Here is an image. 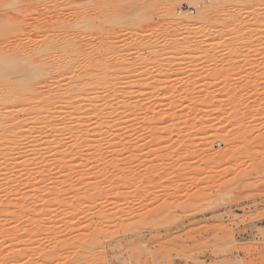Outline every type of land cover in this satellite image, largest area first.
<instances>
[{"label":"rangeland","instance_id":"rangeland-1","mask_svg":"<svg viewBox=\"0 0 264 264\" xmlns=\"http://www.w3.org/2000/svg\"><path fill=\"white\" fill-rule=\"evenodd\" d=\"M71 1L54 10L68 23L84 3ZM214 1L93 0L92 14H125L97 21L119 63L107 79L119 114L103 112L94 143L68 130L79 120L65 107L61 151L40 133L22 151L27 184L22 167L1 170L0 206L19 221L0 209V264H264V0ZM183 12L191 21L174 24Z\"/></svg>","mask_w":264,"mask_h":264},{"label":"bare ground","instance_id":"bare-ground-1","mask_svg":"<svg viewBox=\"0 0 264 264\" xmlns=\"http://www.w3.org/2000/svg\"><path fill=\"white\" fill-rule=\"evenodd\" d=\"M133 1L137 2V0ZM223 1L224 0H215L214 2H216L215 4L218 6H222L225 3ZM68 2H72L71 5L73 4L71 0H0V172H2L1 170L3 168L9 170L17 168L15 166L22 167L17 168L20 170L16 175L13 174V177H16L19 181L24 180V182H26L25 179H29L28 176L30 172L27 166L23 165L21 162L23 155L25 156L22 151L27 148L33 139L38 138L36 137L37 135L39 136L42 134L43 136H41L43 142H40L39 146L47 147L48 145V147H51L49 143L52 142L56 145L51 144L54 148L52 150L61 151L63 148L62 142H64L65 139L64 135H66L67 132L66 134L64 133L68 128L65 126L68 125L65 124V126L63 125L62 127L61 124L63 123L60 122L61 124H59V121H62L65 116H69L68 113L71 112L73 119L79 120L78 122L76 121L75 124L73 123V126H69L68 130L79 129L76 133H81V135H79L80 133L78 134L81 136L80 138L83 137L82 139L84 140V138L90 136L93 142L98 141L99 143L100 141L98 139L103 132L101 133V128H98V126H100L98 122L101 120L103 122L105 117L106 120L113 119V117L115 118L117 111H119L118 106L116 108V105H114L115 103H113L115 100L114 95H116L117 92H112L111 89L109 90L110 81L107 80L108 77H111L113 74L117 75L116 69L119 63L116 61L117 59L111 60L110 54L102 53L106 51L108 46L111 47L113 42H111V39L108 37L107 39L101 37L103 34H101V36L98 34L100 32L102 33L104 30L100 29L97 23L101 21L100 24L102 22L104 24L105 22L117 24L122 20V15L124 13L118 12L114 16H111V14L101 16L100 14L102 13L98 11L99 9L92 8L94 9L93 12H95L92 14L86 10L94 4L93 0H84L83 6L75 5L77 8L72 6V9H75L74 11L70 9L72 10L71 14L73 12L75 16L72 17V22H70L71 19L69 18L68 23V19L63 20L60 18V15H57L58 13H55L56 10H59L61 5V7H63V4L66 3L67 5ZM253 2L254 0H252V3ZM70 3L68 4L70 5ZM256 3L255 0V4ZM82 8H84V11H81ZM41 9H45V11L50 10L56 14L53 15L51 12L53 16L49 17L51 19L48 22L45 21L44 24L46 25L47 22L48 27L44 26V24L30 23L25 19L27 14L41 11ZM66 9L68 10L67 7ZM117 10L123 11L120 8ZM43 11L44 10H42L41 15H43ZM36 14L37 13H35V15ZM30 15L32 16V14ZM244 15L245 14H243V16ZM48 16L46 18H48ZM199 20L200 19H197L196 23H199ZM189 21H191V17L187 12L175 16L173 19V23L176 25ZM36 22L38 23V21ZM189 28L197 30L199 27L191 24ZM97 30H99V32ZM116 34L117 33H115V35ZM121 36L123 35L121 34ZM97 37H99L98 40H96ZM116 37L118 38V36H115V39H117ZM115 39L112 38V41L116 42ZM118 40L119 38L117 41ZM203 41V44H209L208 38ZM94 51L98 54V57L96 55L94 56ZM107 55H109L110 58ZM49 81L52 83L49 84ZM68 85H71V87L74 85V88L72 87L71 89ZM65 86L71 90L64 89L66 88ZM113 91H115V89H113ZM118 99L117 102H119ZM102 102L104 103L101 104ZM112 103L113 105L111 106ZM65 107H67V109L69 108V110L71 107L72 111L68 110L66 114L65 111L67 109H65ZM104 111L106 112V116L103 115ZM60 113H64L65 116L63 114L62 118ZM117 114H119V112ZM102 115L104 117L103 119ZM66 118L67 117L63 120ZM91 122L94 123V126H98L90 128L93 129L90 131L89 125H92L90 124ZM114 135L116 136V134ZM30 139L32 140L29 141ZM77 139L79 138L77 137ZM100 140L102 141L101 138ZM34 142L35 141H33V143ZM90 142L92 143V141ZM91 143L88 144L86 150L83 148L84 152L90 151L88 149H91ZM36 146L38 149H34L33 146L31 147L33 148L31 151L28 149V152L30 151L32 153L31 155L42 154L41 152L43 149L37 144ZM83 149L78 152H83ZM99 149H101V146ZM60 153H64L63 150ZM28 155L29 154H27V156ZM42 156L43 155H41V157ZM63 161L64 159H62V163L60 161L57 162L60 167L64 163ZM34 164L35 163L32 162L30 165ZM59 165L58 168H60ZM84 179L85 178L82 180L83 182L86 181ZM4 191L5 189H3V192ZM11 191H6L8 192V194H6L9 197V199L7 197L8 200L17 193H15L14 190L12 191L14 193ZM59 199L61 200V198ZM3 203L0 209L4 208L7 221L11 224V222H14V219H18V215L13 211L11 201H7L6 203L4 201ZM69 217L74 216L72 214V216ZM1 231L0 229V232ZM87 243L86 245H88ZM99 243L101 244V240L93 239L90 245L97 246ZM224 255L223 252H220L217 257L221 259Z\"/></svg>","mask_w":264,"mask_h":264},{"label":"built area","instance_id":"built-area-1","mask_svg":"<svg viewBox=\"0 0 264 264\" xmlns=\"http://www.w3.org/2000/svg\"><path fill=\"white\" fill-rule=\"evenodd\" d=\"M220 146V145H219Z\"/></svg>","mask_w":264,"mask_h":264}]
</instances>
